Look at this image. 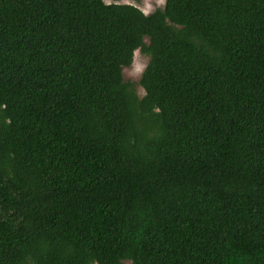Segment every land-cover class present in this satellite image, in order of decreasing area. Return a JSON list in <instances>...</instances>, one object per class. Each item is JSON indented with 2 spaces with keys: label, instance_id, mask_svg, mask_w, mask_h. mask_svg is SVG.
I'll use <instances>...</instances> for the list:
<instances>
[{
  "label": "trees",
  "instance_id": "16d2710c",
  "mask_svg": "<svg viewBox=\"0 0 264 264\" xmlns=\"http://www.w3.org/2000/svg\"><path fill=\"white\" fill-rule=\"evenodd\" d=\"M121 1L0 0V264H264V0Z\"/></svg>",
  "mask_w": 264,
  "mask_h": 264
},
{
  "label": "rangeland",
  "instance_id": "374dc122",
  "mask_svg": "<svg viewBox=\"0 0 264 264\" xmlns=\"http://www.w3.org/2000/svg\"><path fill=\"white\" fill-rule=\"evenodd\" d=\"M165 0H139L135 3L132 0H123L121 3L133 4L138 7L143 13L149 14L157 8H162ZM148 61V57L136 51L134 53L133 62L130 67L123 69V78L126 81L133 83H138L142 71L144 70ZM136 93L139 97L144 94L143 89L136 84ZM124 264H131L130 262H125Z\"/></svg>",
  "mask_w": 264,
  "mask_h": 264
}]
</instances>
